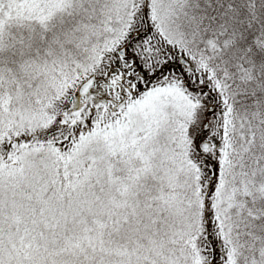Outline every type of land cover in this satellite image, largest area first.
I'll return each mask as SVG.
<instances>
[{
    "label": "snow or ice",
    "instance_id": "obj_1",
    "mask_svg": "<svg viewBox=\"0 0 264 264\" xmlns=\"http://www.w3.org/2000/svg\"><path fill=\"white\" fill-rule=\"evenodd\" d=\"M0 264H264V0H0Z\"/></svg>",
    "mask_w": 264,
    "mask_h": 264
}]
</instances>
